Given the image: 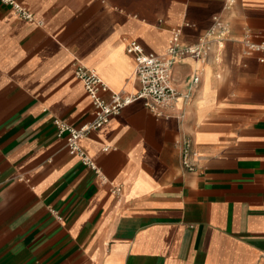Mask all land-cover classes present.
<instances>
[{
  "label": "crops",
  "instance_id": "obj_1",
  "mask_svg": "<svg viewBox=\"0 0 264 264\" xmlns=\"http://www.w3.org/2000/svg\"><path fill=\"white\" fill-rule=\"evenodd\" d=\"M0 0V264H264V0ZM230 32L209 56L183 55L174 84L190 89L170 117L142 100L79 141L61 118L94 119L75 69L95 68L111 89L136 92L133 40L164 53ZM189 137L197 169L181 162ZM118 188H121L119 191Z\"/></svg>",
  "mask_w": 264,
  "mask_h": 264
},
{
  "label": "built area",
  "instance_id": "obj_2",
  "mask_svg": "<svg viewBox=\"0 0 264 264\" xmlns=\"http://www.w3.org/2000/svg\"><path fill=\"white\" fill-rule=\"evenodd\" d=\"M6 1H9L24 18L34 19L33 14L26 7L14 0ZM227 1L229 4L233 3V0ZM229 32L230 28L227 21L220 15H215L213 25L208 32L209 39L200 38L195 43L183 44L181 40L182 28L178 27L173 30L168 48L161 54L148 52L136 40L131 41L127 51L135 57V78L140 83V88L134 93L111 89L95 68L78 63L75 74L82 81L93 100L94 119L80 127H75L64 119L55 118L54 123L58 134L66 133L70 152L80 154L86 164L95 168L94 163L81 153L79 141L86 137L91 130L103 126L111 116L119 114L126 106L136 100H142L157 117H170L172 115L171 110L178 99L184 97L185 100L191 101L193 98L192 88L200 82V76L194 74L189 77L190 89L186 93L179 91L173 79L174 68L179 58L183 55H192L196 58L206 59L210 54L213 42H216L219 47H224ZM243 43L246 53H262L259 56V61L264 63V41H256L250 34H246ZM177 143L181 149L183 167L187 171L196 170L200 155L194 148L192 139L185 137L178 140ZM118 190L120 191L121 188Z\"/></svg>",
  "mask_w": 264,
  "mask_h": 264
}]
</instances>
